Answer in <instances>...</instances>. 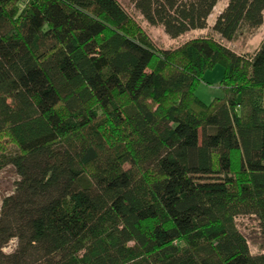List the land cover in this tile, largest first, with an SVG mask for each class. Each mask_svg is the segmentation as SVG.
<instances>
[{"label": "trees", "instance_id": "trees-1", "mask_svg": "<svg viewBox=\"0 0 264 264\" xmlns=\"http://www.w3.org/2000/svg\"><path fill=\"white\" fill-rule=\"evenodd\" d=\"M220 1L132 0L173 39L221 38L165 49L119 0H0V264H264V40L222 41L264 0Z\"/></svg>", "mask_w": 264, "mask_h": 264}, {"label": "rangeland", "instance_id": "rangeland-1", "mask_svg": "<svg viewBox=\"0 0 264 264\" xmlns=\"http://www.w3.org/2000/svg\"><path fill=\"white\" fill-rule=\"evenodd\" d=\"M227 0H221L215 10V14L225 5ZM125 10L135 20L136 24L140 26L146 36L153 42L158 48L171 49L180 45L182 42L189 38L200 35H212L216 38H220L218 34L212 31L211 28L202 31H193L184 34L178 39L171 38L161 25H151L134 7L132 0H119ZM215 14L212 16V22L215 18ZM221 39V38H220ZM264 40V24L252 34H244L239 36L233 41L222 40L225 44L235 49L239 53H247L253 55L260 47ZM224 74V66L222 63H217L214 67L209 68L204 74V80H202L197 86V95L206 103H210L216 96H223V90L220 85V81ZM3 138V137H2ZM4 140V139H2ZM7 142V141H6ZM17 174L13 167H8L0 172V199L5 195L11 193L15 189V181ZM240 229L248 237L253 251H259L261 249L260 243L262 241L260 233L256 229V224L251 219H241ZM16 240H13L5 248L6 251H12L16 247Z\"/></svg>", "mask_w": 264, "mask_h": 264}]
</instances>
